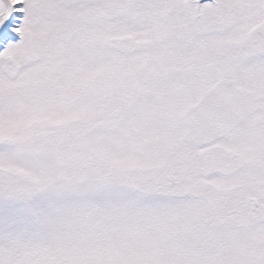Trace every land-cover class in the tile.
Segmentation results:
<instances>
[{"label":"snow or ice","instance_id":"snow-or-ice-1","mask_svg":"<svg viewBox=\"0 0 264 264\" xmlns=\"http://www.w3.org/2000/svg\"><path fill=\"white\" fill-rule=\"evenodd\" d=\"M0 264H264V0H0Z\"/></svg>","mask_w":264,"mask_h":264}]
</instances>
